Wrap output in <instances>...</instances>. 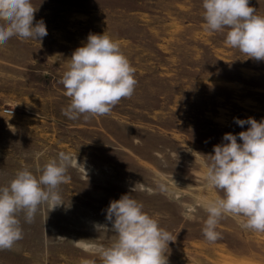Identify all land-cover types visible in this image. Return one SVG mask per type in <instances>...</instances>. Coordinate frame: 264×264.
I'll return each mask as SVG.
<instances>
[{"label":"rangeland","instance_id":"obj_1","mask_svg":"<svg viewBox=\"0 0 264 264\" xmlns=\"http://www.w3.org/2000/svg\"><path fill=\"white\" fill-rule=\"evenodd\" d=\"M31 3L47 35L0 45V186L23 167L38 177L61 151L85 172L68 169L61 206L42 205L31 224L20 215L23 239L0 250V264H101L89 246L116 236L95 224L124 194L171 234L168 264H264V232L242 229L244 217L221 219L214 243L202 232L206 203L223 196L205 179L208 155L225 133L248 129L234 118L264 119V61L228 46L227 29L207 31L202 0ZM249 6L264 15V0ZM104 32L136 70L134 93L109 115L69 119L59 81L75 49Z\"/></svg>","mask_w":264,"mask_h":264},{"label":"clouds","instance_id":"obj_2","mask_svg":"<svg viewBox=\"0 0 264 264\" xmlns=\"http://www.w3.org/2000/svg\"><path fill=\"white\" fill-rule=\"evenodd\" d=\"M202 8L207 31L227 29L228 46L248 58L264 61V15H257L249 0H202ZM36 11L31 0H0V45L13 36L24 40L45 37V22L34 24ZM135 71L118 42L105 32L89 34L87 42L73 52L68 70L59 81L71 101L62 114L72 120L81 115L87 120L111 114L122 99L132 97L137 85ZM234 119L241 127L248 124V129L225 133L206 162L208 186L223 193L205 205L207 219L202 232L210 243L222 238L217 226L227 215L244 217L242 229L264 232V119ZM238 137L242 143H238ZM70 167L85 172L76 156L61 151L38 169V177L23 167L7 185L0 186V250H12L23 239L21 214L31 224L42 205H48L51 211L64 204L59 188L70 180ZM143 208L129 194L110 201L108 223H96L95 230L112 231L116 239L109 246L92 244L88 248L101 264H168L165 253L173 238Z\"/></svg>","mask_w":264,"mask_h":264},{"label":"built area","instance_id":"obj_3","mask_svg":"<svg viewBox=\"0 0 264 264\" xmlns=\"http://www.w3.org/2000/svg\"><path fill=\"white\" fill-rule=\"evenodd\" d=\"M4 111H5L6 113H8V114L13 113V110H11V109H5Z\"/></svg>","mask_w":264,"mask_h":264}]
</instances>
